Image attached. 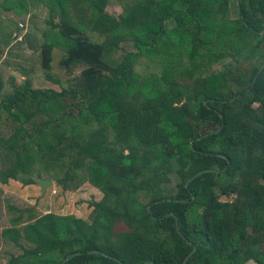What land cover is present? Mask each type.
<instances>
[{"label": "trees", "instance_id": "obj_1", "mask_svg": "<svg viewBox=\"0 0 264 264\" xmlns=\"http://www.w3.org/2000/svg\"><path fill=\"white\" fill-rule=\"evenodd\" d=\"M112 1L0 0L20 21L47 12L43 68L55 49L86 68L69 92L0 81L15 125L0 182L68 191L81 170L71 190L103 195L91 224L9 207L0 250L20 251L10 264H264V0H234V19L231 0H136L118 19ZM24 26L0 16V47Z\"/></svg>", "mask_w": 264, "mask_h": 264}, {"label": "rangeland", "instance_id": "obj_2", "mask_svg": "<svg viewBox=\"0 0 264 264\" xmlns=\"http://www.w3.org/2000/svg\"><path fill=\"white\" fill-rule=\"evenodd\" d=\"M230 14L234 19L235 2L231 0ZM136 0H114L107 8V13L112 17L119 18L123 14L126 4H134ZM32 12L24 18V21L14 14L3 13L1 18L13 25H25L20 35L14 38V42L8 48L0 47V81L3 85V95H11L13 86L23 87L28 83L32 90H51L54 92L74 91L78 89V83L81 73L85 67L66 68L64 63V54L60 49L52 50L49 55V67L43 68L40 53L34 49L42 47L41 36L48 32V14L46 11L39 13L38 17ZM57 23V21H55ZM175 23H167V27L171 28ZM21 29V26H19ZM27 39V40H26ZM94 42L100 43L102 40L98 36H93ZM31 42V43H29ZM126 52L134 51L132 43L123 45ZM126 52H120L115 57L121 60ZM256 109V107H253ZM14 122L10 120L6 111L0 112V138L7 140L14 130ZM75 164L81 163V158L73 155ZM4 161L0 159V171L5 169ZM74 182L69 186L68 191H63L53 182L51 187L45 189L42 193L41 187L37 185L24 186L22 183L9 182L8 185H2L0 182V232L11 226V218L16 217L18 213L10 210L9 207H16L18 210H28L35 208L42 215L49 213L74 216L77 219L92 223L94 218V204H99L103 195L89 184L80 185L76 190H71L77 184L84 180L81 170H76ZM162 187L168 192H174L179 180L174 172H170L164 178ZM222 199V197H221ZM219 199L221 202L222 200ZM124 229L120 225V230ZM11 254L18 255L20 251H12L8 249L0 250V264H10ZM249 264H256L254 261Z\"/></svg>", "mask_w": 264, "mask_h": 264}, {"label": "water", "instance_id": "obj_3", "mask_svg": "<svg viewBox=\"0 0 264 264\" xmlns=\"http://www.w3.org/2000/svg\"><path fill=\"white\" fill-rule=\"evenodd\" d=\"M262 70H263V67L261 68V70L257 74L256 79H257V77L259 76V74L261 73ZM256 79H255V81H256ZM38 185L41 187V190H42V193H43L45 191V189H47L48 187H51L53 185V182L52 181H41ZM70 257L71 256H69L68 259ZM187 259H188V257L185 259V262L187 261ZM185 262L183 264H185Z\"/></svg>", "mask_w": 264, "mask_h": 264}, {"label": "built area", "instance_id": "obj_4", "mask_svg": "<svg viewBox=\"0 0 264 264\" xmlns=\"http://www.w3.org/2000/svg\"><path fill=\"white\" fill-rule=\"evenodd\" d=\"M255 107H258V105H255ZM222 201H223V202H225V201H226V199H223Z\"/></svg>", "mask_w": 264, "mask_h": 264}]
</instances>
